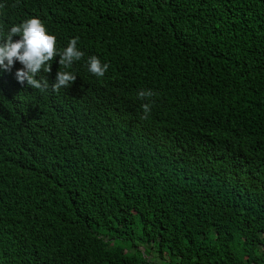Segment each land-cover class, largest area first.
<instances>
[{
	"label": "trees",
	"instance_id": "16d2710c",
	"mask_svg": "<svg viewBox=\"0 0 264 264\" xmlns=\"http://www.w3.org/2000/svg\"><path fill=\"white\" fill-rule=\"evenodd\" d=\"M4 1L85 55L0 69V264H264V0Z\"/></svg>",
	"mask_w": 264,
	"mask_h": 264
},
{
	"label": "clouds",
	"instance_id": "9594fccd",
	"mask_svg": "<svg viewBox=\"0 0 264 264\" xmlns=\"http://www.w3.org/2000/svg\"><path fill=\"white\" fill-rule=\"evenodd\" d=\"M3 9L5 1L0 0V69L10 72L12 68H20L15 72L17 81L41 92L49 88L53 92H59L62 88L70 87L77 78L70 69L75 61L81 60L85 55L78 48L79 37L71 38L66 47L57 48L56 36L47 30L39 17L32 16L21 21L22 18L15 19L9 15L3 22ZM2 23L9 24L10 28L6 30ZM56 56L60 57V68L55 83L50 85L48 78L40 73L41 70L45 73L51 72ZM86 63L88 71L98 78L104 77L109 68V64L102 63L96 55L89 56ZM137 95L141 101H148L141 105V119H147L151 112V98L155 94L150 89H142Z\"/></svg>",
	"mask_w": 264,
	"mask_h": 264
},
{
	"label": "rangeland",
	"instance_id": "374dc122",
	"mask_svg": "<svg viewBox=\"0 0 264 264\" xmlns=\"http://www.w3.org/2000/svg\"><path fill=\"white\" fill-rule=\"evenodd\" d=\"M205 228L204 227H199V232L202 233V232H205ZM219 232L222 233V230L219 229Z\"/></svg>",
	"mask_w": 264,
	"mask_h": 264
}]
</instances>
